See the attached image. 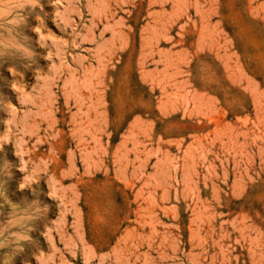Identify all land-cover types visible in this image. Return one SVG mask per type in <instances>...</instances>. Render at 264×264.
I'll return each mask as SVG.
<instances>
[{
	"label": "rangeland",
	"instance_id": "obj_1",
	"mask_svg": "<svg viewBox=\"0 0 264 264\" xmlns=\"http://www.w3.org/2000/svg\"><path fill=\"white\" fill-rule=\"evenodd\" d=\"M66 4L82 44L55 22ZM24 14L34 62L0 65V159L10 199L49 212L13 264H264V0H39ZM18 155L41 175L31 189Z\"/></svg>",
	"mask_w": 264,
	"mask_h": 264
},
{
	"label": "clouds",
	"instance_id": "obj_2",
	"mask_svg": "<svg viewBox=\"0 0 264 264\" xmlns=\"http://www.w3.org/2000/svg\"><path fill=\"white\" fill-rule=\"evenodd\" d=\"M38 7L39 0H32L31 3L23 4L12 2V0H4V2L0 3V65L12 62V66L9 69H13L16 72H19L16 68V62H20L25 69L31 67L34 62V53L28 46L29 38L23 31L28 20V15L24 14V10L27 8L34 11ZM70 10V4H66L63 9L57 8L55 22L65 30L71 29L72 39L76 43L82 44L86 40V30L78 31L75 29V25L71 20ZM52 48L54 52H49L51 55L47 56L50 61L53 60V57L57 59L58 56L56 48L53 46ZM53 64L56 65L55 68ZM37 73L40 74V78H36V87L28 93V96L31 97V102L26 101V97L19 96V103L23 106L20 110L24 113L34 111V103L40 91L50 88L55 82L59 75V62L52 63L48 73ZM8 143L0 141V150ZM11 143L16 148L17 141L12 140ZM17 151L18 149L16 148ZM18 157L21 164L20 171L25 174L21 183L24 184V188L21 189H31L33 185L39 183L41 175L33 176L32 169L24 171L22 157L19 155ZM11 179L12 165L6 159H0V264H13L16 257L25 251V245L33 243L31 234L36 230L38 222L46 220L49 212L48 206L42 205L38 198L31 201L24 199L20 202H14L10 199L8 186ZM59 204L60 210H62L63 206L60 201ZM45 228L46 230L43 234L51 247L50 252L46 255L49 258L58 257L61 250L52 247L51 242L54 238L50 237L47 231L49 226L45 225ZM99 255L107 254H98L97 259H99ZM112 259L113 264H116L115 257Z\"/></svg>",
	"mask_w": 264,
	"mask_h": 264
},
{
	"label": "bare ground",
	"instance_id": "obj_3",
	"mask_svg": "<svg viewBox=\"0 0 264 264\" xmlns=\"http://www.w3.org/2000/svg\"><path fill=\"white\" fill-rule=\"evenodd\" d=\"M81 125H83V124H81Z\"/></svg>",
	"mask_w": 264,
	"mask_h": 264
}]
</instances>
